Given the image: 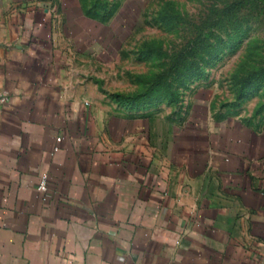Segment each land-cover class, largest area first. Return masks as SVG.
<instances>
[{
    "label": "crops",
    "instance_id": "obj_1",
    "mask_svg": "<svg viewBox=\"0 0 264 264\" xmlns=\"http://www.w3.org/2000/svg\"><path fill=\"white\" fill-rule=\"evenodd\" d=\"M15 8L0 20V264H264V118L103 114L49 14Z\"/></svg>",
    "mask_w": 264,
    "mask_h": 264
},
{
    "label": "rangeland",
    "instance_id": "obj_2",
    "mask_svg": "<svg viewBox=\"0 0 264 264\" xmlns=\"http://www.w3.org/2000/svg\"><path fill=\"white\" fill-rule=\"evenodd\" d=\"M8 7L49 14L103 114L264 118V0H0V20Z\"/></svg>",
    "mask_w": 264,
    "mask_h": 264
},
{
    "label": "built area",
    "instance_id": "obj_3",
    "mask_svg": "<svg viewBox=\"0 0 264 264\" xmlns=\"http://www.w3.org/2000/svg\"><path fill=\"white\" fill-rule=\"evenodd\" d=\"M55 150H58V148L56 147ZM48 179H49V175L48 173H43L41 176V179L39 181L38 184V189L42 192H47L48 191Z\"/></svg>",
    "mask_w": 264,
    "mask_h": 264
}]
</instances>
